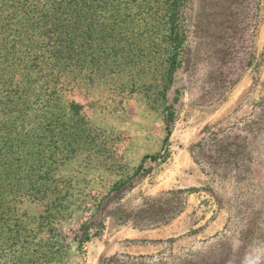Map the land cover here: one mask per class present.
I'll return each mask as SVG.
<instances>
[{
	"label": "rangeland",
	"instance_id": "rangeland-1",
	"mask_svg": "<svg viewBox=\"0 0 264 264\" xmlns=\"http://www.w3.org/2000/svg\"><path fill=\"white\" fill-rule=\"evenodd\" d=\"M181 23L171 123L120 89L63 94L90 132L62 170L66 264H264V0H187ZM17 202L35 229L43 204Z\"/></svg>",
	"mask_w": 264,
	"mask_h": 264
},
{
	"label": "trees",
	"instance_id": "trees-1",
	"mask_svg": "<svg viewBox=\"0 0 264 264\" xmlns=\"http://www.w3.org/2000/svg\"><path fill=\"white\" fill-rule=\"evenodd\" d=\"M186 1L0 0V264L68 262L58 224L74 207L73 181L62 170L90 132L64 92L120 89L173 121L167 94L184 57ZM21 195L45 208L35 229L19 226Z\"/></svg>",
	"mask_w": 264,
	"mask_h": 264
}]
</instances>
